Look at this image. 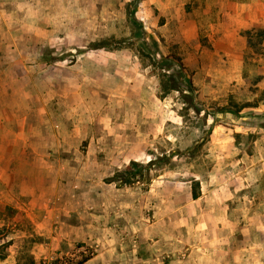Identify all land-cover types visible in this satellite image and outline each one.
<instances>
[{
	"label": "rangeland",
	"instance_id": "rangeland-1",
	"mask_svg": "<svg viewBox=\"0 0 264 264\" xmlns=\"http://www.w3.org/2000/svg\"><path fill=\"white\" fill-rule=\"evenodd\" d=\"M219 249L264 264V0H0V264Z\"/></svg>",
	"mask_w": 264,
	"mask_h": 264
},
{
	"label": "trees",
	"instance_id": "trees-1",
	"mask_svg": "<svg viewBox=\"0 0 264 264\" xmlns=\"http://www.w3.org/2000/svg\"><path fill=\"white\" fill-rule=\"evenodd\" d=\"M154 160H151L148 162L147 167H149ZM142 168H145L143 165L139 164L136 161H131L130 164L126 167L124 171H119L117 172L112 178H110V182H115L117 183L118 186H131L135 184L136 182H140L141 180H150V176L147 175L144 176V171ZM192 184V197L194 200L198 199L200 196V184L199 183H194L191 181ZM5 255L0 254V259H4ZM92 258L91 255L83 258L82 260L78 262H74V260H66V259H56L53 261L52 264H84L87 261H89Z\"/></svg>",
	"mask_w": 264,
	"mask_h": 264
},
{
	"label": "crops",
	"instance_id": "crops-1",
	"mask_svg": "<svg viewBox=\"0 0 264 264\" xmlns=\"http://www.w3.org/2000/svg\"><path fill=\"white\" fill-rule=\"evenodd\" d=\"M222 249H219L218 251H216L217 252V254H216V256L215 257H213L212 259L211 258H209V257H212V256H210V255H207L208 253L210 254V253H214L213 251L212 252H209V250L207 251V254H206V260H207V264H220V262L218 261L219 260V256H220V253L222 254ZM226 253V252H225ZM224 254V253H223ZM236 255H238V253H235ZM157 255V259H155V258H145V259H142V258H139L138 256H137V253L136 254H134V256H135V260H134V262H136V263H138V264H154V263H160V264H177L176 263V261L174 260V259H172L171 257V261L170 262H168V263H166L164 260H163V258H164V256H161V257H159V255H164L163 253H158V254H156ZM213 255V254H212ZM137 259L139 260V262L137 261ZM201 259V257H198L197 258V262L199 261ZM151 260V261H150ZM156 260H159V261H156ZM238 260H239V258H238ZM223 261V263H221V264H228L229 262H225L224 260H222Z\"/></svg>",
	"mask_w": 264,
	"mask_h": 264
}]
</instances>
